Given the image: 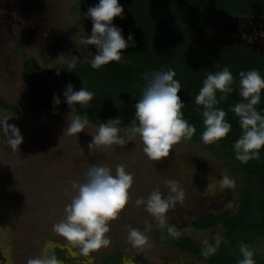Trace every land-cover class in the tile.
<instances>
[{
    "label": "rangeland",
    "instance_id": "374dc122",
    "mask_svg": "<svg viewBox=\"0 0 264 264\" xmlns=\"http://www.w3.org/2000/svg\"><path fill=\"white\" fill-rule=\"evenodd\" d=\"M97 3L0 0V98L20 110L13 113L0 108V117L9 118L24 137L15 152L0 142V264H27L29 259L50 257L56 248L67 256L65 261L56 259L58 264H103L118 253L122 264H207L158 239L160 224L136 201L146 200L155 189L167 197L170 193L164 182L175 180L185 197L169 209L164 227L174 225L180 235L201 245L214 243L217 237L227 242L221 226L203 231L192 227L203 214L238 210L235 203L244 181L231 172L218 144L211 152L203 142L181 140L168 158L153 161L143 152L137 134L123 146H100L90 153L87 146L98 125L88 121L85 132L63 136L68 111L32 113L29 109L24 58L36 60L39 73L62 69L71 55L79 58L78 64L89 62L96 48L80 43L92 29V21L83 14ZM193 44L201 52L240 46L264 53V18L234 17L217 30L201 27ZM61 54L65 57L59 58ZM120 134L126 139L131 135L128 129ZM94 165L108 166L113 174L117 165H123L134 182L128 205L109 223L106 236L110 244L85 254L79 245L55 232L54 225L64 219L65 207L75 195L72 182H84ZM225 175L235 181L234 186L218 184ZM130 227L144 232L148 243L142 247L130 244ZM251 246L264 255L263 245Z\"/></svg>",
    "mask_w": 264,
    "mask_h": 264
},
{
    "label": "trees",
    "instance_id": "16d2710c",
    "mask_svg": "<svg viewBox=\"0 0 264 264\" xmlns=\"http://www.w3.org/2000/svg\"><path fill=\"white\" fill-rule=\"evenodd\" d=\"M124 8L122 17L114 24L123 30L125 39L134 35L135 45L128 47L120 61H113L99 69H93L90 61L76 63L69 69L64 66L54 72H38L36 60L25 57L23 70L29 87L28 105L32 113L46 111H68L63 102V91L68 83L79 90L86 86L94 93L88 106L76 105L74 115L87 117L95 125L101 121L120 117L122 129H128L134 119L135 104L142 97L148 76L153 72L173 70L174 79L180 83V97L184 102L181 109L183 118L196 128L189 141L202 142L203 106L195 103L209 73L228 67L233 75L231 93L220 100L223 93L217 92L219 103L214 107L226 112L225 119L231 124L227 137L211 144H204L207 151L214 152L219 145L221 156L225 157L232 173L243 178L244 184L236 201V213L225 210L218 214L206 213L192 222L196 230H209L221 226L227 242L220 243L215 254L205 258L201 251L205 245L188 236H170L167 227L157 230L161 239L182 253L207 264H238L242 259L240 245L247 244L254 250L256 264H264V255L252 248V244L264 247V149L259 158L241 163L235 158L234 142L241 135L239 117L230 111L241 101L239 95V73L252 69L264 76V53L251 49L231 46L201 52L196 49L193 39L201 27L217 30L228 18H264V0H119ZM57 71H61L57 75ZM60 95L61 104L53 105V96ZM0 108L19 113V108L9 105L0 98ZM264 115V94L256 106ZM50 257L65 261L66 251L59 248L50 252ZM103 264H122L120 253L108 257Z\"/></svg>",
    "mask_w": 264,
    "mask_h": 264
},
{
    "label": "clouds",
    "instance_id": "9594fccd",
    "mask_svg": "<svg viewBox=\"0 0 264 264\" xmlns=\"http://www.w3.org/2000/svg\"><path fill=\"white\" fill-rule=\"evenodd\" d=\"M123 6L119 0H98L83 14L92 21L91 35H87L80 43L85 46H95L90 66L99 69L113 61H120L124 51L135 45L134 35L129 33L127 39L123 30L114 24L117 17H122ZM61 57H65L61 54ZM67 63L69 69L76 67L79 58L71 55ZM61 71H57V75ZM175 72L171 69L151 73L142 92V97L135 104V115L129 123L128 131L131 133L125 138L121 135L119 127L121 118H111L106 122L101 121L88 149L91 151L100 146L125 145L133 135H139L144 147L143 152L153 161L168 158L173 151V146L181 140L191 139L196 132L194 125L183 118L181 109L184 102L181 100L180 83L174 79ZM239 95L242 98L231 107L230 111L239 117L241 128L240 137L234 142L235 158L241 163H247L254 158H259L260 150L264 149V115L256 106L261 102L264 94V76L259 70L252 69L239 73ZM233 75L228 67L215 73H209L203 81L195 103L203 106V125L201 140L205 144L215 143L228 136L231 124L225 119L226 112L222 108L214 107L219 101L217 92L225 95L233 91ZM63 102L70 109L67 115V126L63 136H76L85 132L88 123L87 117L73 116L76 105L88 106L94 93L86 86L77 90L73 84L68 83L62 93ZM61 104L60 95L53 96V105ZM9 118L0 117V142L15 152L20 150L24 142L21 130L15 124L9 123ZM83 151V148H81ZM134 177L123 165H117L115 174L108 166L94 165L86 173L84 182H72L75 195L65 207L64 219L54 225V230L67 240L81 247L85 254L101 247H107L110 239L106 236L109 232V223L115 220L129 203V192L133 186ZM221 187L234 186L235 181L228 176L218 179ZM169 195L165 197L159 189L153 190L145 200L140 198L137 205H143L161 227L165 226L166 214L177 202L184 200V191L177 186V181L166 180ZM147 231V229L145 230ZM170 236L179 237L180 233L175 226H168ZM129 243L134 247H142L148 243V237L137 228H129ZM221 240L216 238L214 243L205 241L201 254L207 258L215 254ZM242 259L238 264H256L254 250L247 244L240 245ZM27 264H58L55 257H37L29 259Z\"/></svg>",
    "mask_w": 264,
    "mask_h": 264
}]
</instances>
